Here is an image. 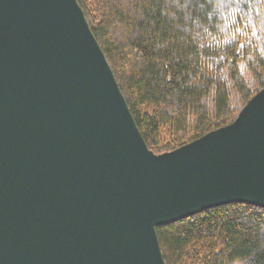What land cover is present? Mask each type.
<instances>
[{
  "label": "water",
  "instance_id": "1",
  "mask_svg": "<svg viewBox=\"0 0 264 264\" xmlns=\"http://www.w3.org/2000/svg\"><path fill=\"white\" fill-rule=\"evenodd\" d=\"M264 209V89L152 152L78 0H0V264H166L157 228Z\"/></svg>",
  "mask_w": 264,
  "mask_h": 264
},
{
  "label": "trees",
  "instance_id": "2",
  "mask_svg": "<svg viewBox=\"0 0 264 264\" xmlns=\"http://www.w3.org/2000/svg\"><path fill=\"white\" fill-rule=\"evenodd\" d=\"M215 2L78 0L156 155L232 125L264 89L253 39L264 0H238L231 21ZM157 235L166 264H264V209L255 206L215 208Z\"/></svg>",
  "mask_w": 264,
  "mask_h": 264
},
{
  "label": "clouds",
  "instance_id": "3",
  "mask_svg": "<svg viewBox=\"0 0 264 264\" xmlns=\"http://www.w3.org/2000/svg\"><path fill=\"white\" fill-rule=\"evenodd\" d=\"M243 3L238 2V0H216L214 4V9L217 14H222L224 12L229 13V20L236 17L238 13L243 10ZM261 17L255 18L257 28L259 29V35L254 36V41L257 47L262 53H264V5H261ZM251 21L253 18L248 17ZM221 31H225L223 25L221 26ZM230 31V30H229Z\"/></svg>",
  "mask_w": 264,
  "mask_h": 264
},
{
  "label": "rangeland",
  "instance_id": "4",
  "mask_svg": "<svg viewBox=\"0 0 264 264\" xmlns=\"http://www.w3.org/2000/svg\"><path fill=\"white\" fill-rule=\"evenodd\" d=\"M163 155V154H162Z\"/></svg>",
  "mask_w": 264,
  "mask_h": 264
}]
</instances>
